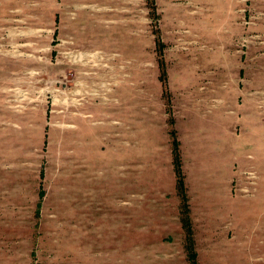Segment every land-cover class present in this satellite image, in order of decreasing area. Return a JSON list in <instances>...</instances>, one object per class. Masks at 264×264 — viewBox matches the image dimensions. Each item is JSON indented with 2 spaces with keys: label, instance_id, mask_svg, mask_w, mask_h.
<instances>
[{
  "label": "rangeland",
  "instance_id": "1",
  "mask_svg": "<svg viewBox=\"0 0 264 264\" xmlns=\"http://www.w3.org/2000/svg\"><path fill=\"white\" fill-rule=\"evenodd\" d=\"M175 140L199 263L264 264V0H0V264H190Z\"/></svg>",
  "mask_w": 264,
  "mask_h": 264
},
{
  "label": "trees",
  "instance_id": "2",
  "mask_svg": "<svg viewBox=\"0 0 264 264\" xmlns=\"http://www.w3.org/2000/svg\"><path fill=\"white\" fill-rule=\"evenodd\" d=\"M174 156H175V173L178 177L179 191L182 195V212L181 216L182 225L185 229L186 249L190 264H200L198 261V253L195 248V239L192 219L190 216V208L188 204V198L185 192V180L182 172L181 154L179 153L178 141H174Z\"/></svg>",
  "mask_w": 264,
  "mask_h": 264
},
{
  "label": "bare ground",
  "instance_id": "3",
  "mask_svg": "<svg viewBox=\"0 0 264 264\" xmlns=\"http://www.w3.org/2000/svg\"><path fill=\"white\" fill-rule=\"evenodd\" d=\"M83 56H85L84 53H78V54H73V55H72L73 60H76V59H81V60H83V59H85V58H83Z\"/></svg>",
  "mask_w": 264,
  "mask_h": 264
}]
</instances>
